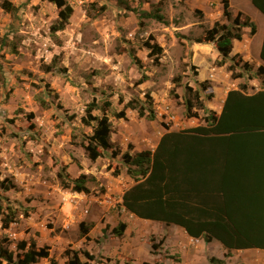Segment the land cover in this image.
Here are the masks:
<instances>
[{
  "label": "rangeland",
  "instance_id": "obj_1",
  "mask_svg": "<svg viewBox=\"0 0 264 264\" xmlns=\"http://www.w3.org/2000/svg\"><path fill=\"white\" fill-rule=\"evenodd\" d=\"M65 1L73 13L65 30L53 35L58 8L51 0H0L14 8H0V248L12 255L11 263L0 258V264H20L32 243L36 252L52 254L39 263L62 264L61 257L79 251L73 247L83 237L81 227L89 226L87 212L97 211L94 198L108 187L117 198L134 184L122 162L125 153L147 151L142 149L150 148L165 129L204 126L209 105L216 107L228 90L244 86L252 94L263 86L257 37L249 29L242 30L241 42L234 41L233 61L223 62L213 44L193 42L216 22L230 24L222 0ZM228 2L233 18L241 13L261 28L250 0ZM142 12L162 16L166 24ZM146 43L162 47L157 62L148 56ZM130 51L142 71L132 63ZM142 74L146 80L138 84ZM186 100L194 105L190 115ZM149 111L152 120L146 117ZM121 112L124 118L117 117ZM103 116L111 124L112 147L91 161L81 144L97 125L92 119ZM59 175L65 181L84 177L88 192L69 198L67 192L74 191L64 188ZM2 185L12 188L4 192ZM6 216L14 222L3 229ZM147 223L155 225L143 221L132 226ZM60 238L66 240L61 247ZM144 240L151 253H160L156 234ZM234 253L232 262L223 259L226 264L256 259L253 250ZM254 263L264 264V257L257 254Z\"/></svg>",
  "mask_w": 264,
  "mask_h": 264
},
{
  "label": "trees",
  "instance_id": "obj_2",
  "mask_svg": "<svg viewBox=\"0 0 264 264\" xmlns=\"http://www.w3.org/2000/svg\"><path fill=\"white\" fill-rule=\"evenodd\" d=\"M51 2L58 8L57 20L50 28L54 35L68 26L73 9L65 0ZM250 2L264 16V0ZM222 6L223 16L230 24L216 22L193 42L213 44L221 60L227 62L233 61L230 57L233 41H242V30L247 28L250 36H254L257 26L242 18L241 13L233 18L228 0H222ZM0 8L7 12L14 9L8 2L2 3ZM140 15L166 24L162 16L145 12ZM144 46L149 51L148 56L157 62L163 53L162 47L155 43ZM128 56L142 71L136 55L130 51ZM259 57L263 65L259 67L258 75L264 76V36ZM45 72H50V68ZM145 80L146 76L142 74L138 84ZM89 106L95 108L94 104ZM128 106L136 110L134 106ZM193 108L194 105L186 100L187 115ZM139 115L144 116V113L139 112ZM117 117L124 118V112ZM146 117L152 120V111ZM92 120L97 125L81 147L88 159L95 161L112 147L111 124L106 116ZM204 122V126L165 133L153 151L133 155L127 152L122 156L126 173L134 182L123 193L122 205L138 219L174 224L183 228L191 238L202 239L205 243L219 242L227 250L225 259L230 257L232 250H264V80L262 88L252 94H248L244 86L230 90L221 113L215 115L209 111ZM59 178L66 189L88 192L84 177L71 181H65L61 175ZM1 188L8 192L12 185H2ZM1 211L0 206V215L3 214ZM1 220L3 229L14 222L7 216ZM124 228V224H119L112 232L121 236ZM87 232L88 229L82 226V236ZM152 248L155 251L158 245L153 243ZM82 256L86 262H82L79 253L75 252L68 258V264H91L94 261V256L88 252H83ZM47 257L44 250L36 252L32 243L20 264H35L39 258ZM0 258L12 262V255L2 248ZM208 260L210 264H226L215 257Z\"/></svg>",
  "mask_w": 264,
  "mask_h": 264
},
{
  "label": "crops",
  "instance_id": "obj_3",
  "mask_svg": "<svg viewBox=\"0 0 264 264\" xmlns=\"http://www.w3.org/2000/svg\"><path fill=\"white\" fill-rule=\"evenodd\" d=\"M254 10L256 9L254 8ZM257 19L262 26L260 28L257 22V33L252 37L253 39L257 37V55L259 56L264 36V16L258 10ZM260 64L263 65L261 60ZM228 92L229 90L221 97L220 101H217L218 104L216 107L209 105V110L215 113V115L221 113ZM167 132L168 131L165 129L164 132L159 133L155 143L150 148L142 150L153 151L160 138ZM76 193L77 192H67V194L71 196L75 194L80 197L81 194ZM115 194L116 191L109 187L106 191L100 192L99 195L94 198L98 204L96 208L97 211L87 212L88 215H86L87 217L85 216V220L89 222V226L87 227L88 232L85 236L80 237L77 242L78 245L76 244L75 247H73L79 250V257L82 262L87 261L85 257L82 256L83 252H88L90 255L94 256V261L90 262L91 264H144L153 263L155 261L160 264H210L208 260L209 257H215L221 260L224 259L227 250L224 249L219 242L213 240L210 243H205L202 239L191 238L183 228L174 224L167 225L162 222H154L155 225L147 223V225H149L147 227L141 225L133 229L132 224L135 226L138 222L141 223L145 220L138 218L136 220L130 219L127 216V214L130 213L127 212L122 205L123 195L116 198ZM130 216L133 217L132 214H130ZM119 224H124L125 228L121 236H116L112 231L114 228L118 227ZM152 227H154V229ZM137 230H139V232ZM151 234H156L160 239L161 250L159 254L151 253L149 250L151 248L149 243L144 240V236L146 237L147 235L148 237ZM62 242H66V240L60 238V242L57 244L61 247L63 246L62 244H64ZM63 248L64 247H62V249ZM251 250L254 251V257H256V259L250 260V263L247 264L257 263V254L260 257H264V254L261 253L262 251L264 252V250L249 249L232 250L231 253L233 255L228 259H231L232 262V259L235 257V251ZM257 251H259V253H257ZM63 252L64 250H62V254ZM49 258H52V254L50 253H48L47 258L41 259L47 261ZM61 258L62 264H68L69 257L64 255V257ZM56 260H58L57 257ZM98 260H100V262H98ZM35 264L43 263L37 261Z\"/></svg>",
  "mask_w": 264,
  "mask_h": 264
},
{
  "label": "built area",
  "instance_id": "obj_4",
  "mask_svg": "<svg viewBox=\"0 0 264 264\" xmlns=\"http://www.w3.org/2000/svg\"><path fill=\"white\" fill-rule=\"evenodd\" d=\"M69 195V194H68ZM71 197V195H69V198Z\"/></svg>",
  "mask_w": 264,
  "mask_h": 264
}]
</instances>
